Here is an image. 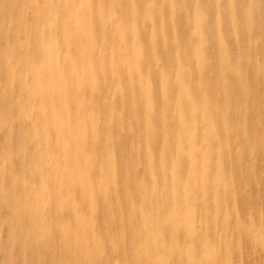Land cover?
<instances>
[{
    "label": "rangeland",
    "instance_id": "rangeland-1",
    "mask_svg": "<svg viewBox=\"0 0 264 264\" xmlns=\"http://www.w3.org/2000/svg\"><path fill=\"white\" fill-rule=\"evenodd\" d=\"M0 264H264V0H0Z\"/></svg>",
    "mask_w": 264,
    "mask_h": 264
},
{
    "label": "bare ground",
    "instance_id": "bare-ground-1",
    "mask_svg": "<svg viewBox=\"0 0 264 264\" xmlns=\"http://www.w3.org/2000/svg\"><path fill=\"white\" fill-rule=\"evenodd\" d=\"M68 11V10H67ZM65 28H66V26H65ZM42 31V30H41ZM66 30H64V32H65ZM60 33V32H59ZM62 33V32H61ZM42 34V33H41ZM63 35V34H62ZM98 35V34H97ZM43 36V35H42ZM65 36V35H64ZM62 38H64V37H62ZM39 40V39H38ZM64 40V39H63ZM61 41V40H60ZM34 44V43H33ZM65 45V44H64ZM35 47V46H34ZM62 56V55H61ZM64 57V56H63ZM26 58V57H25ZM62 61V60H61ZM131 75V74H130ZM179 79H180V77H179ZM163 85H164V83H163ZM191 88V87H190ZM194 89V88H193ZM191 92V91H190ZM194 93H195V91H194ZM71 94V93H70ZM196 95V94H195ZM197 96V95H196ZM228 96V95H227ZM209 101V100H208ZM232 103V102H231ZM212 110V109H211ZM104 140V139H103ZM185 143V142H184ZM102 147V146H101ZM102 152V151H101ZM86 153V152H85ZM88 153V152H87ZM104 154V153H103ZM116 157V156H115ZM122 163V162H121ZM63 164V163H62ZM123 164V163H122ZM196 166V165H195ZM83 177V176H82ZM94 184V183H93ZM187 193V192H186ZM173 215V214H172ZM172 217V216H171ZM77 224V223H76ZM80 228V227H79ZM229 229V228H228ZM230 232V231H229ZM128 241V240H127ZM217 258V257H216Z\"/></svg>",
    "mask_w": 264,
    "mask_h": 264
}]
</instances>
